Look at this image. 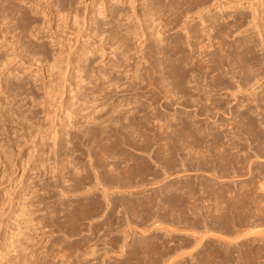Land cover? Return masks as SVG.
<instances>
[{"label":"bare ground","instance_id":"obj_1","mask_svg":"<svg viewBox=\"0 0 264 264\" xmlns=\"http://www.w3.org/2000/svg\"><path fill=\"white\" fill-rule=\"evenodd\" d=\"M112 1L109 0L106 4ZM117 1L119 2L120 0ZM130 1L132 2V0ZM145 2L146 10L140 17H143L149 24L150 21L152 23V25L147 26L148 29H151L148 35H145L147 32L145 31L146 33H144V30L143 32H137V26L131 29L132 27L129 28L130 26H124V24H120L122 26L121 29L124 31L121 34L120 32L122 31L119 28V30L117 29V25L120 26L119 23L123 22L121 19L126 15L124 10L121 7H112L111 5L110 7L104 6L102 8V12H99V14L102 13L104 15L106 13V17H110L108 21L103 23L104 30L102 32H108V39L112 38L118 48L123 46V50L119 52L117 61H112L110 65L105 64L104 67L102 66L103 68H97L92 65L87 68L85 75L86 78L94 82V87L100 88L98 92L94 88L91 90L90 95H92V98L96 95L99 98L100 94H102L101 98H104L107 96L106 93H110L112 88L119 92L138 90L144 81L145 73L148 72L149 75L150 72L153 74L156 71H160L157 78L151 79L150 74L148 77L150 79H147L148 84H144L146 87L148 85L151 86L150 91L148 90L150 94L146 93L147 96L144 95L147 97V101L140 102L138 92L136 91L137 95L132 92L129 94L131 97L122 99L123 103L120 101L116 104H114V101L109 103V112L98 113L96 116L90 114L82 115L83 123H86V125L81 130H79L77 124L72 125L66 122L62 126L61 130L64 131L63 136L65 138L69 136V140L80 137L85 139L88 145L87 151L92 152L93 160H95L93 163H96V166L89 164L90 167H93L91 169L86 164L78 166V159H75V161L73 156L68 155L71 160L75 161V163H72L74 161H71L66 156L68 153H66L67 151L65 152L63 147L69 145L70 141L63 138L61 145L58 142L56 143L55 140L59 141L58 130L56 131L54 128L45 130V138L55 141L54 143H56L57 147L60 145V148H63L62 153L70 160L64 159L68 165H63L64 167L60 169L62 170V173L60 172L62 174L60 180H63L68 174V178L71 176V179L64 180V182L71 181V184L67 185L77 190L81 187L84 188L80 189L83 194L80 200L68 199L62 202V205H64V224L74 226L82 218H87L90 215L99 216L102 211L104 212L103 208L110 204L115 210L106 217L109 220L108 223L104 224L106 225L105 229L107 226L111 230L114 228L118 229L124 224L127 226L131 220L129 222L128 219V221L126 218L124 219L122 213L125 214L129 210L139 216V218H142L143 221L147 219L152 221H147L148 224L151 222L153 225L150 224L146 229L143 226V232H149L152 229H163V234L161 232L152 234V236L139 237L134 241L135 245L125 242L124 240L126 239H121L123 240L122 244H119L121 237H111L109 240L107 238L111 247L106 248V252L111 250L113 246L117 247L118 245V248L128 250V258L126 257L125 260H121L117 264L129 263L131 260L134 261L133 259H136L135 264H172L174 262L173 258H176L175 256L182 250V247L184 249L188 246L192 249L197 248L207 233L211 234L212 232L221 237V240H218V236V238L216 237L218 242L222 241V239H224V242L225 239L227 241L225 245L222 241L224 245H222V248H212L214 250L211 252L213 256L208 255V257L206 255L207 259L216 257V260L221 261L222 258H229L232 254V249V251L236 252V256L242 260L243 264H252V260H255L256 263L254 264H264L262 262V257L264 256V183L259 181L262 179L264 181V163L259 161V159L264 161V0H170L166 3H161L160 0H146ZM10 4H6V9L2 5L4 8L0 9L2 11L0 12V21L10 17L14 20L9 19L14 22L15 31L19 28L16 36L24 38V41L29 42L35 49L38 46L42 49L41 44L35 45V42L34 44L26 38L25 31L31 24L28 17L29 14L27 15L28 10L25 11L21 9L23 7L19 8V5L18 7L12 2ZM32 4L34 3L32 2ZM34 6L38 8L37 4H34ZM213 9H216V11L210 13ZM3 11H5V14ZM161 12L164 16L166 14L168 19L163 21L159 18L160 22L164 23L160 25L159 22H156L158 24V29H156L154 28L155 26L153 27V22L158 20L157 13ZM161 14L160 16L163 15ZM194 14L197 15L199 20L192 24L191 27L186 24L185 21L187 19H184V22L182 21L184 16L193 20ZM155 15L157 16L155 17ZM92 20L96 19L91 18L90 21L92 22ZM84 21L87 23V17ZM115 24L117 25L115 26ZM182 24H185L187 33L190 34L192 32V35H187L186 39H182L176 33L177 37H173L169 43H166L164 35L166 28H177ZM2 27L1 32L4 33V38L5 30L8 26ZM100 28L102 27L100 26ZM167 34L169 36V31ZM128 35L136 38L134 39L135 46H132L129 42L130 38ZM232 36L234 37L232 38L233 43L229 45L231 49L230 51L227 50L229 51L228 55H223L221 52L223 50L220 51L218 49L224 48L226 38ZM2 45L3 43H0L1 48ZM185 46L191 49L190 53L185 52L187 48ZM193 46L196 48H193ZM2 51L0 50V64L4 65V61L7 62L9 58L2 59L6 54L5 51L2 56ZM128 51L132 53L130 54ZM154 52L158 56L154 60L156 62L152 64L153 62L151 63L150 58ZM196 53L197 55H195ZM202 54L204 59L200 56ZM83 55L85 56L86 54L83 53ZM132 56L137 59V61L133 62V65L129 63ZM85 58H83L84 61ZM53 60L57 61V57L53 58ZM145 62L147 66L143 67ZM191 62L192 65H188ZM69 65V57H67L66 69ZM139 65H142V67H139ZM206 68L210 71H216L215 74L213 73L211 80L213 85L211 86L209 83L204 82L205 80L203 81L204 83L197 82V78L200 77L198 75L201 72L202 74L206 72ZM204 69L206 71H202ZM112 70L117 72L122 70L120 75L124 74L126 81L122 82L119 75L110 77L111 72L109 73V71ZM136 73L139 75L134 78ZM128 74L130 75L127 76ZM191 79L194 80L193 85L191 84ZM189 83L192 86H188ZM137 84H140V86L138 87ZM18 86L15 85L12 88L10 85L5 86L3 89L0 88V92L5 95L12 90L18 91L24 88L22 85ZM214 87H218L219 90L224 89V95L221 94L222 92L214 93L216 90ZM142 88L141 90H143ZM26 89H24L22 94L26 93V96L28 94L30 96L36 95L33 90L28 91L31 87L27 91ZM140 92L145 94V91ZM173 93H176L174 95L180 94L177 97L179 96L183 100L178 99L180 101L178 103L184 105L185 108L192 106L194 113H189L185 108L184 110L181 109L183 111H174L173 109L174 112L172 113H167L164 108L166 113L154 112L155 104L161 102V100V104L164 107L168 108L171 104L175 106L174 104H176L177 100L174 95L172 98L171 94ZM11 95V100L13 101L17 97V93ZM174 97L176 102L174 100L173 102L175 103H172ZM6 99H8L7 96L4 100ZM231 100L235 101L234 105L230 104ZM0 104L4 103H1L0 100ZM120 106L123 107L122 109L120 108L123 112L118 108ZM94 112L95 110L91 113ZM14 114L15 112L9 109L3 110L0 107V117L5 121L7 118L13 120L16 115ZM218 114H221L220 116H224V114L230 116L219 119L220 116L218 118ZM198 115L205 116L206 121L203 119L205 121L203 123L199 120ZM17 117L16 115L15 118L19 119ZM23 118L25 120L24 116ZM30 121H32V118ZM90 122L94 125H90ZM154 123H156V129L154 128ZM33 126L35 125H31V127ZM68 128H74V132L70 133ZM170 128L171 130L169 131ZM101 141L104 142L101 144ZM89 144L91 145L89 146ZM251 144L254 146L252 145V147ZM71 147L75 148L76 146L72 145ZM75 149L77 150V147ZM187 171H194V177L188 178L184 177L186 175L181 174ZM197 172L200 173L198 174ZM245 174H247V177ZM240 176L245 178L242 179ZM237 177L242 180L237 181ZM92 182L93 186L87 187V184ZM148 184L158 185L154 190H146L145 188L146 186L148 187ZM95 185L101 186L99 187V189L101 188V192L99 191L101 193L100 197H103L105 204H103L104 201L99 198V195L94 198H89L87 195V192ZM66 189L63 190L65 191ZM124 191H127V196L122 194ZM114 193H117V196L114 195L112 197ZM203 198H208L211 202L205 204L204 202L207 200ZM191 199H193V202L187 203ZM104 205L107 206L105 207ZM117 207H120L121 210L115 212ZM118 212L119 215H116ZM185 213L189 214L190 217L184 216ZM162 225H165V227H162ZM95 230L98 231V228L96 227ZM179 232L192 234L195 240L194 243L192 242L193 239H190L192 240L191 243L190 241L188 243L182 241V244L187 243L188 246L187 244L182 247L179 245L180 248L175 245L177 248L169 249L170 246L166 245V243L169 244L173 235L174 237L176 236L173 233ZM162 235L170 237V240L167 241L166 237L164 238ZM62 237H64L63 234ZM82 240L84 243H80L83 246L89 241L88 238H83ZM231 243L235 247H229ZM171 246L173 247V245ZM66 248L72 253L80 248V244L76 247L68 246ZM86 248L88 247L86 246ZM61 249H63L62 246ZM192 249L189 251L191 254ZM207 249L208 252L210 247ZM111 251H114V249ZM68 253L66 254L65 252L66 255H63L65 259L64 257L62 258V255H59L63 259L62 261L60 260V264H73V262H69L70 256H68ZM182 253L180 254L183 255ZM203 253H205V249ZM208 253L210 254V252ZM84 254L85 252L82 255ZM205 254L201 255L204 257ZM57 255H55V258L58 257ZM192 255L190 256L192 257ZM206 256L204 259H206ZM104 262L101 264H104ZM23 264H35V262L26 260ZM239 264L242 263L239 262Z\"/></svg>","mask_w":264,"mask_h":264},{"label":"rangeland","instance_id":"obj_2","mask_svg":"<svg viewBox=\"0 0 264 264\" xmlns=\"http://www.w3.org/2000/svg\"><path fill=\"white\" fill-rule=\"evenodd\" d=\"M108 1L109 0H30V1L29 0H16V1L15 0H10V1L2 0L0 1V7H1L0 9L4 7H5L4 9H6L7 8L6 4L11 5L10 3L12 2V4H15L17 6L19 5L20 6V7L18 6L19 8L23 7L21 9L25 11L28 10L27 15L29 14L28 17L30 18V23H31L30 26L32 27L30 26L27 27V31L29 29L30 30L28 32L25 31L26 38H28L33 43L35 42L36 43V44L34 43L35 45H39V44L42 45V49L39 46H38L39 49L37 47L35 49V47L29 44V42H26V40L24 41V38L16 36L17 33L19 32V28H17V31H15L14 22H12L14 20H12L10 17L5 18V19H2L1 17L3 22H1L2 20L0 21L1 22L0 26L2 27L6 25L8 26L9 29L7 28L5 30V37L3 38L4 33L1 32L3 27L2 28L0 27V43H3L2 48L0 47V50L1 51L4 50L2 51V56L5 53L7 54V55L5 54V56L2 57V59L8 57L9 60L7 62L4 61L5 62L4 65L0 64V88L3 89L5 86H9V85L11 88L15 85H19V86L22 85L24 86V88H21L18 91L12 90L11 92H9V94L6 93L5 95L0 92L1 103H4V104H0V107H2L3 110L9 109L15 112V114L19 117V119H16L15 118L16 115L14 114L15 116L13 117V120H10L9 118H7L6 121L2 117H0V264H23L26 260H32L35 262V264H60V260L62 261L63 257L65 259V256L63 255H66L67 252H69L68 256H70L69 262H73V264L75 261H76L75 264H101L104 261H105L104 264H117L119 261L125 260L126 257L128 258L129 254L127 252L128 250H125V248L123 249L118 248L119 245L117 247L113 246L111 250L114 249V251L109 250L108 252H106L107 251L106 248L108 249L109 247H111L110 244L108 243V240L111 237H118V238L121 237L120 240L126 239L124 240L125 242L131 243V245H133L134 241L138 239L139 237L152 236V234L153 235L159 234L161 232H162L161 234H163V229L161 230L152 229L149 232H143V226L146 229V227H149V225L152 224L151 223L152 221L147 218H146L147 219L146 221L145 220L143 221L142 218H139V216L135 215L133 212H130V210L126 212L125 214L122 213L123 214L122 217L124 219L125 218L126 220L128 219L129 222L131 220V222L128 223L129 225L127 224V226H125L126 224H124V226L121 225L120 228L118 229L114 228L116 231L114 229L113 230L109 229L108 226L105 229L106 225L104 224L108 223V220H109L106 217L115 210L110 204L108 206L106 205L107 207L104 205L106 208H103L104 212L102 211L101 215L99 214V216L90 215L88 216L90 218L88 217L87 218L85 217L84 219L82 218L79 221L80 224L77 222V224H75L74 226L68 225L66 223L64 224V220H65L64 210H63L64 205H62V202L68 199L69 200L74 199L77 201L80 200L83 197L81 190L84 189L83 187H81L82 189L80 188L81 190L80 189L77 190L74 188L72 189L70 185H67V184H71V181L64 182V180L71 179V176L70 178H68L69 176L68 174L65 177L66 179L62 178L63 180H60V177L62 176V174H60V172L62 173V170L60 169H62L65 165H68L67 161L69 159H67L66 156L68 155L73 156L74 160L78 159L77 160L78 166L86 164V166L88 165L87 167H89L90 169L93 167L92 166L90 167L89 164L96 166V163H93L95 162V160H93L94 157L92 156V152L90 153L87 151L88 145L85 139L84 138L81 139L80 137L77 139L74 138L72 140H69V136L65 138L63 136L64 131L61 130L62 126H64L66 122L71 123L72 125L77 124L79 126V130H81L86 125V123H83L84 119L82 118V115L90 114V115L96 116L98 115V113L99 114L105 113L109 109V103L113 101H114V104H116L118 101L122 102V99L131 97V95L129 94H131L132 92L136 95L138 92L140 102H146L147 101V97H145L147 96L146 93L149 95L150 94L149 91L151 89V86L149 85L148 87H146V85L148 84L147 79L157 78V76L160 74V71H156L153 74H151L150 72L149 75L151 74L150 75L151 77L148 78L149 77L148 72L145 73L146 75H144L145 76L144 81L143 83H141L142 85L140 88H138V90L135 89L133 91L129 90L126 92L123 91L124 92L123 93V92L115 91L112 88L110 93H106L107 95L106 97L101 98L102 94H100L99 98H98V95L93 97L95 99L92 98V95H90L91 90H93L94 88L95 91L98 92L100 88H98L97 86L94 87V82L86 78L85 71L87 70L88 67L92 65L97 68H101L102 66L104 67L105 64L110 65L112 61L115 62L118 60V54L120 51L123 50V46L118 48V46L114 44V41H112L113 40L112 38L108 39V36H109L108 32H104V33L102 32V30H104L103 23L108 21L110 18L108 16L106 17V13H104V15L102 13L99 14V12H102L101 11L102 8L104 6L110 7V5L112 7H121L126 13V15L122 17L121 20L123 22H120L119 25L124 24V26H128V27L130 26L129 28L132 27L131 29H134L137 26L136 28L137 32H143L144 30V33L147 32L145 35H148V32L151 30V29H148L147 26L152 25L151 21L149 24V22L148 21L146 22L143 17H140L141 14H143L146 10V2H145L146 0L145 1L135 0V2L134 0H132V2L130 0H120L119 2L117 0H113L111 3L106 4V2ZM160 1L161 3L163 2L166 3L167 1L169 2L170 0H165V1L160 0ZM32 2L35 5L37 4L38 8H36L34 4H32ZM2 5H4V7ZM215 11L216 9H213L211 10L210 13H214ZM0 12L2 11L0 10ZM4 12L5 11H3V13ZM161 13H157L159 17L155 15V17L157 16L158 20L155 19L156 21L153 22V27L155 26L154 28L156 29H158L157 28L158 24L156 22H159L161 25L164 22L161 21L162 22L161 23L160 19L163 21H167L168 19L166 14H165L166 16L165 17L164 14L162 13L163 14L162 15ZM160 14L162 16H160ZM195 15L196 14H194L193 16L194 18L193 20H190V18H185L186 16H184L182 21L184 22L185 21L184 19H187L185 22L188 26L191 27L192 24L198 22L197 20H199L197 15L196 16ZM86 17H87V23L86 21H84ZM164 17L166 18V20ZM91 18L93 19L95 18L96 20H92L91 22L90 21ZM9 19L12 21H10ZM34 20H36L35 23H34ZM34 25L35 26L38 25V26L35 27ZM116 25L117 24H115V26ZM121 25L120 26L117 25V29L119 28L120 31H122L120 33L123 34L124 31L121 29L122 27ZM100 26L102 28H100ZM165 31L166 32L164 35L166 37V40H165L166 43L167 42L169 43L173 39V37H177V34H178V37L180 36L182 39L183 38L186 39L185 37H187V35H192V32L188 34L187 30H185V24L184 25L182 24L180 27H177V28L176 27H173L171 29L166 28ZM168 31H169L170 37L167 34ZM184 31L186 32L185 34H184ZM128 36L130 38L129 42L131 43V45L135 46L134 39L136 38L131 35H128ZM232 38L234 37L232 36V37L226 38V45H224V48L218 49L220 51L223 50L221 51L223 55L224 54L228 55V52L231 49L229 45L233 43ZM16 39H19V40H16ZM165 42L164 44H166ZM225 46L226 47L228 46L229 49L228 47L226 48ZM14 47L16 48L15 50H14ZM186 47L187 46H185V48ZM193 48H196V47L193 46ZM185 52L190 53L191 49H188L187 47L185 49ZM83 53L86 55L84 56ZM129 53L131 54L132 52H129ZM155 54L156 53L154 52L153 56L150 58L151 63L153 62L152 64L156 62L154 60L157 59V56H158V55L156 56ZM195 55H197V53ZM79 56L81 57L79 58ZM200 56H202L203 58V54ZM56 57H57V61L53 60V58H56ZM67 57H69L70 65L67 66V69H66L65 65L67 64ZM133 57L134 56H132V58ZM83 58H85V61ZM132 58L129 61L131 65H133L134 61H137L136 58H133V59ZM36 60L38 61L36 62ZM145 65L147 66L146 62L143 65V67H146ZM183 65L185 64L183 63ZM188 65H192V62ZM140 66L142 67V65H139V67ZM206 69L202 71H206ZM120 72H117L115 70L109 71L110 77L112 76L115 77L119 75L120 80H122V82L126 81L125 79L126 76L124 77V74L120 75ZM213 73L215 74L216 71H210L209 69H207L206 72H203V74L201 72L198 75L200 77H198L199 79L197 78L198 80L197 82H200V83L206 82V83H209L210 86L213 85V82L211 81L214 75ZM130 74H131V71H130ZM130 74H128L127 76H129ZM137 75L139 74L136 73L134 75V78H136ZM200 78L202 79V81ZM193 81L194 80L191 79V84L193 83ZM192 85H190L189 83L188 86H192ZM137 86L139 87L140 84L139 85L137 84ZM29 87H31V89H28ZM25 88H27L28 91L33 90V92H35L36 95L30 96L28 94L26 96L25 95L26 93L22 94ZM141 88L143 90H141ZM145 88L147 89V91L149 90L148 91L149 93L146 91ZM214 88L216 90L218 89V87L217 88L214 87ZM216 90L214 91V93L222 92L221 94L224 95V91H225L224 89H221V90L218 89L217 91ZM140 91H145V94L144 92L141 93ZM16 93H17V97H15V99L12 101L11 94H16ZM139 94L140 95L142 94V96H140ZM174 94L176 93L171 94L172 98ZM177 95L180 96V94H177ZM177 95H174L176 97L177 102L175 100V97L172 100V103L176 102V104H174L175 106L171 104L168 108L164 107L161 104L162 102L161 100V102L156 103L157 105L155 104L154 112L166 113L165 111L167 110V113H172L175 110L183 111L185 106L182 104L180 105L179 104L180 101L178 100V99L183 100V98L179 96L178 98ZM6 96L8 97V99L4 100ZM174 100L175 102H173ZM8 101L10 102L7 103ZM230 104L234 105L235 101L231 100ZM3 105H6V106H3ZM118 108L122 109L123 107L120 106ZM163 108L166 110H164ZM192 108H193L192 106H190V108L186 107L185 110H188L189 113L193 114L194 111ZM121 109L120 111L123 112V110ZM93 110H95V112L97 110V112L96 113L94 112L95 114L91 113ZM220 115L221 114H218V118ZM23 116L25 117V120L28 119L27 122H25L24 118L22 119ZM229 116L230 115L224 114V116L223 115L220 116L219 119L223 117L227 118ZM31 118H32V121H30ZM198 118L203 123L206 121L205 116L203 115H198ZM203 119H205V121H203ZM91 122H90V125H94ZM29 124H30V127L31 125H35V126L30 128ZM155 124L156 123H154V125ZM156 127L157 126L155 125L154 128L156 129ZM53 128L56 131L58 130L59 132L58 133L59 141L55 140L56 143L57 142L58 144L62 143L61 141L63 140V138L70 141L69 145L63 147L65 148V152L67 151L66 153H68L66 156L62 153L63 148H60L61 144L58 145L57 147L56 143H54L55 141L53 142L51 140H47V137L45 138V135H44V133L46 132L45 130H49ZM69 130H70L69 131L70 133L74 132L73 131L74 128L73 129L71 128ZM170 130L171 128L169 129V131ZM103 142L104 141H101L100 143L102 144ZM82 143L84 147L82 146ZM70 145L71 146L75 145L77 147V150L75 149L76 147L73 148L74 146L71 147ZM77 145L79 146L81 145V146L79 147ZM90 145L91 144H89V146ZM252 145L253 144H251V146ZM74 149L75 151L73 152ZM84 150L86 153L84 152ZM69 156L68 158H70L71 160V157ZM64 159H66L67 161L66 160L64 161ZM74 160H71V161H74ZM75 161L72 163H75ZM259 161H262L264 163L262 159H259ZM197 173L199 174L200 172H197ZM181 174L186 175L184 177L193 178L195 175V172L187 171L185 173L182 172ZM246 175L247 174H245V176ZM240 177L242 179L245 178V177L243 178L242 176ZM240 177L236 178L237 181L241 179ZM259 181H262L264 183L263 179ZM93 182L90 184H87V187L93 186ZM157 185L158 184H148V187L146 186L145 189L154 190L157 188ZM99 187L98 185H95L92 189H90L87 192V195L89 196V198H94L95 196L99 195V198L102 199L104 201V202L102 201L103 204H105L106 202L103 199V197H100L101 188L99 189ZM63 189H66V190L64 191ZM74 190L76 191V193ZM116 194L114 193L113 195L112 194L111 195L112 197H114V195L117 196ZM122 194L127 196L126 195L127 191L122 192ZM205 197H208V196H205ZM205 199L207 200L206 202H204L205 204L211 202L208 198H205ZM192 200L193 199H191L190 201L188 200L187 203L191 202ZM117 208L115 212H117V210L118 211L121 210L120 207H117ZM110 210L111 212H109ZM116 215H119V212L116 213ZM185 215L186 217L189 216V214L187 213H185L184 216ZM134 216H136V218H134ZM210 218L212 219V217ZM148 220L151 221L149 224H148L149 222ZM141 221L143 222L141 223ZM163 226L165 227V225H162V227ZM96 227L98 228V231L95 230ZM62 234L64 237H62ZM173 234L176 235L175 236L176 238L173 235V238L171 240L169 239L170 237L168 238L162 235V237L163 236L164 238L166 237L165 239L167 241L170 240L169 244L166 243V245L170 246V247L168 246L169 249L170 248L173 249L174 247L177 248L179 245L181 247L186 246L188 241H190L191 243L192 240L190 239H193L192 241L193 243L195 241L193 238L194 236L190 233H184V232L180 233L179 232V233H173ZM215 234L216 233H213V232L211 234L207 233L208 236L205 234L206 236L204 235L205 237L203 238L202 242L199 244L197 248H194V249L189 248L190 246H188V244H187L188 247H186L187 249L186 248L184 249L183 247L181 248L179 246L183 250V253H182V250H180V252L178 251L179 253H177V255L175 256L177 259L173 258L174 262L172 264H175V263L176 264H198V263L200 264H207V263L208 264H212V263L213 264H217V263L218 264H228L229 262H230L229 264H237V263L239 264V262L243 264L242 260L236 256V252L232 251V249H231L232 254L229 258H226V257L222 258L221 261L216 260L215 259L216 257L215 258L210 257L209 259H207L208 255L213 256L211 252L214 250H212V248L213 249H216L217 247L222 248L226 244L225 242L227 241L225 239V242H224V239H222V241L224 242L223 243L224 245H223L222 241L218 242L219 239L221 240V237ZM216 237L218 238V240ZM83 238H88L89 240L88 243L85 244L88 247L86 249H85L86 246L85 245L83 246L82 244L84 243L82 240ZM122 241L123 240H121L119 244ZM182 241L187 242V243L182 244ZM177 243L179 244L177 245ZM79 244H80V248L72 253L66 248L68 246L76 247ZM89 244L91 247L88 246ZM232 244L233 243L229 244V247L232 248L234 246ZM255 244L257 245L256 242ZM171 245H173V247ZM61 246L63 249H61ZM209 247L210 249L208 252H210V254L207 252L208 250L207 248ZM93 248H94V251L92 252ZM191 249H192V254L194 253L195 256L192 255L191 252H189ZM202 249H203V252L205 249V253L207 254L203 253ZM195 250L197 251L196 253H195ZM64 251L66 252V254ZM84 252L85 254L82 255ZM55 253H57L58 255ZM180 253H182L183 255H181ZM178 254H180L182 257L180 255L178 256ZM199 254H200V257H199ZM201 254L202 255L205 254V256L207 255L206 256L207 260L204 259L205 256L203 257ZM55 255H57L58 257L55 258ZM59 255H62V258H60L61 256L59 257ZM190 255H192V257ZM196 256L199 258L196 259L197 258ZM262 258H263L262 262L264 263V256ZM224 259L227 261L225 262ZM133 260L134 261L131 260L129 263L133 264L136 259H133ZM258 260H262V259H258ZM65 262H67V260H65ZM129 263H125V264H129ZM251 263L254 264L256 262L255 260H252Z\"/></svg>","mask_w":264,"mask_h":264}]
</instances>
